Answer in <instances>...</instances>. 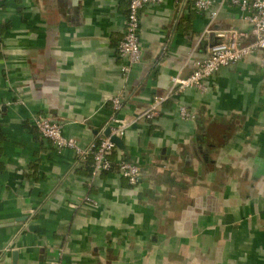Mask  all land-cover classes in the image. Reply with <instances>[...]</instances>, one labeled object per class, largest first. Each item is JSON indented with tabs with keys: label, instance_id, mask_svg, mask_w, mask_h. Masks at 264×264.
Wrapping results in <instances>:
<instances>
[{
	"label": "crops",
	"instance_id": "obj_1",
	"mask_svg": "<svg viewBox=\"0 0 264 264\" xmlns=\"http://www.w3.org/2000/svg\"><path fill=\"white\" fill-rule=\"evenodd\" d=\"M128 7L0 3V264H264L263 51L142 117L219 33L250 32L246 13L224 3L212 20L194 0L146 6L142 59L127 75L117 47ZM116 95L130 126L113 170L96 178L91 160L57 151L34 126V115L48 116L85 148L106 136ZM121 160L140 166L137 185L119 175Z\"/></svg>",
	"mask_w": 264,
	"mask_h": 264
},
{
	"label": "built area",
	"instance_id": "obj_2",
	"mask_svg": "<svg viewBox=\"0 0 264 264\" xmlns=\"http://www.w3.org/2000/svg\"><path fill=\"white\" fill-rule=\"evenodd\" d=\"M2 1L4 0H0V3ZM166 1L129 0L123 37L117 47L118 56L123 61L122 71L125 74L128 75L133 66L139 64L142 59L140 46L141 10L146 6L160 5ZM224 3L237 6L243 14L246 13L244 20L249 23L250 32L232 28L219 33L220 42L212 47L210 55L196 64L193 73L189 77L174 78L171 93L167 96L154 98L142 117L153 119L158 115L162 105L167 100L186 89L194 88L205 92L207 90V80L221 68L236 64L257 51H263L264 53V0H194V7L199 13H209L211 19L214 20L218 16L217 8ZM250 36L252 41L246 44ZM261 68L264 70V57ZM109 101L112 108V115L108 120L110 135L101 137L85 148L81 147L76 139L66 137L63 132V125L53 121L50 117L36 114L32 120L42 137L51 141L57 151L71 149L81 160H86L87 157L92 156L94 165L92 177L96 178L103 173L112 171L114 166L112 156L118 148L113 138L122 139L130 126L127 120L120 117L124 107L121 96H113ZM179 112L185 120L194 118V115L184 106L179 108ZM117 171L130 185H137L140 181L141 168L136 163L121 160L117 164ZM85 202L92 203V200L87 197ZM68 205L71 208L78 206L75 202H69ZM55 264L59 263L55 262Z\"/></svg>",
	"mask_w": 264,
	"mask_h": 264
},
{
	"label": "water",
	"instance_id": "obj_3",
	"mask_svg": "<svg viewBox=\"0 0 264 264\" xmlns=\"http://www.w3.org/2000/svg\"><path fill=\"white\" fill-rule=\"evenodd\" d=\"M106 136L110 135V129L107 130V132L105 133ZM113 141L116 143V145L118 147L122 146V140L119 138H113Z\"/></svg>",
	"mask_w": 264,
	"mask_h": 264
},
{
	"label": "trees",
	"instance_id": "obj_4",
	"mask_svg": "<svg viewBox=\"0 0 264 264\" xmlns=\"http://www.w3.org/2000/svg\"><path fill=\"white\" fill-rule=\"evenodd\" d=\"M37 129V128H36ZM38 131V130H37ZM38 133L40 134V132L38 131ZM41 135V134H40ZM42 136V135H41ZM87 159L91 160V163H90V166H89V174L91 175L92 172H93V168H94V165H93V157L92 156H89L87 157ZM114 168V166H113ZM113 170V169H112Z\"/></svg>",
	"mask_w": 264,
	"mask_h": 264
}]
</instances>
